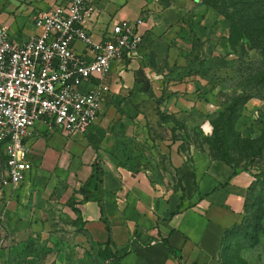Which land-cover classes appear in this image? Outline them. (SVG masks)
<instances>
[{
  "label": "rangeland",
  "instance_id": "374dc122",
  "mask_svg": "<svg viewBox=\"0 0 264 264\" xmlns=\"http://www.w3.org/2000/svg\"><path fill=\"white\" fill-rule=\"evenodd\" d=\"M199 5L181 26L185 48L151 105L138 115L114 100L116 109L82 134L101 151L99 162L147 170L154 182L173 187L179 181L170 170L171 147L191 163L221 158L250 172L245 213L226 234L221 259L264 264V0ZM50 182L39 170L0 189V264H106L102 248L75 241L81 227L74 198L55 200L58 182Z\"/></svg>",
  "mask_w": 264,
  "mask_h": 264
},
{
  "label": "crops",
  "instance_id": "0c3cea01",
  "mask_svg": "<svg viewBox=\"0 0 264 264\" xmlns=\"http://www.w3.org/2000/svg\"><path fill=\"white\" fill-rule=\"evenodd\" d=\"M56 2L0 0V26L15 42L23 43L37 32L34 14ZM199 2L98 0L97 17L89 25L92 39L102 38L110 24L142 17V46L123 71L102 80L103 101L89 127L105 110L116 109L114 100L120 109L138 115L151 105L165 70L185 48L179 32L188 15L199 9ZM74 46L89 57L81 42ZM27 144L32 167L24 181L39 170L50 177V183L57 180L50 195L59 202L74 198V217L81 227L74 234L75 241L82 246L107 245L106 264H223V239L245 213L253 180L250 172L217 159L191 163L171 147L170 170L179 181L173 187L154 182L147 170L99 162L101 151L82 133L71 136L39 125ZM93 162L101 168L99 197L84 199L79 189L93 173ZM2 254L0 250V263Z\"/></svg>",
  "mask_w": 264,
  "mask_h": 264
},
{
  "label": "built area",
  "instance_id": "2783aa9c",
  "mask_svg": "<svg viewBox=\"0 0 264 264\" xmlns=\"http://www.w3.org/2000/svg\"><path fill=\"white\" fill-rule=\"evenodd\" d=\"M98 0H57L33 16L37 32L23 43L0 26V189L15 187L31 169L28 141L39 125L67 135L98 118L102 80L123 71L142 46V17L121 20L93 40ZM81 42L89 57L78 53Z\"/></svg>",
  "mask_w": 264,
  "mask_h": 264
},
{
  "label": "trees",
  "instance_id": "16d2710c",
  "mask_svg": "<svg viewBox=\"0 0 264 264\" xmlns=\"http://www.w3.org/2000/svg\"><path fill=\"white\" fill-rule=\"evenodd\" d=\"M232 106V105H231ZM233 107V106H232ZM227 109H229V111H232V109H230V107H227ZM234 112V111H233ZM213 159H216V158H213ZM217 160H220V161H223V159H217ZM223 162H225V161H223ZM226 163V162H225ZM226 164H228V163H226ZM229 165V164H228ZM92 166H93V173L91 174V176H90V178L87 180V182L85 183V185H84V187L85 188H87V190H85V188L84 187H81L80 189H79V191L82 193V195H83V198L84 199H88V198H94V199H98V197H99V192H98V189H99V187H100V183H101V168H100V166H99V164L97 163V162H93V164H92ZM251 186H252V184H251ZM251 186L249 187V192H250V190H251ZM89 187V188H88ZM249 192H248V194H249ZM87 194L88 195H90V197L89 196H87ZM248 196V195H247ZM246 205H247V198H246V203H245V209H246ZM234 227V226H233ZM232 227V228H233ZM231 228V229H232ZM230 229V230H231ZM230 230H228L226 233H225V236H226V234L230 231ZM225 236H224V239H225ZM224 239H223V242H224ZM222 246H223V244H222ZM101 252L103 253V255H104V257H105V259L109 256L108 254L109 253H107V245H105L103 248H102V250H101ZM121 256V255H120ZM119 256V257H120Z\"/></svg>",
  "mask_w": 264,
  "mask_h": 264
}]
</instances>
